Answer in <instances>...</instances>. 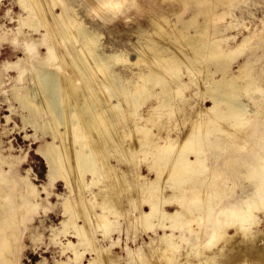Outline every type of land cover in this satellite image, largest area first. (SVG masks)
<instances>
[{
	"label": "bare ground",
	"instance_id": "obj_1",
	"mask_svg": "<svg viewBox=\"0 0 264 264\" xmlns=\"http://www.w3.org/2000/svg\"><path fill=\"white\" fill-rule=\"evenodd\" d=\"M30 1L23 0V4L30 2V8H32L29 12L30 18L25 21L24 25L34 30L33 32L39 31L42 22L49 25L53 33L56 31L57 26L53 23L54 20L56 21L54 19L55 15L53 16L50 10L57 3L61 5L59 7L61 9L60 20L64 18V15H70L67 14L71 9L70 6L66 5L67 0ZM125 1L127 0H121V2L116 0L95 2L92 0L91 3L94 12L102 16L100 9L106 8V11L115 10L118 12L120 5ZM129 1H132L133 5L138 4V0ZM224 2L231 4L233 0H224ZM37 10L42 12V20ZM211 12V9L205 10V13ZM71 13L74 16L76 15L72 10ZM38 15H40V18H38ZM149 15L156 14L150 13ZM178 19L183 22L182 28H178L177 24L171 23L169 16L165 14L152 19L156 38L163 36L159 34L163 32H160V30H163L162 28L167 29L169 37L173 36L171 44L166 41L168 40L165 39L166 36L162 39H165L164 41L171 45L169 50H173V55L162 57L160 54H155L159 39L157 40L153 35L145 36L148 38V45L150 46H148L147 52L141 53L143 58L140 57L136 61V65L148 58L153 67L148 72L138 73L136 77L139 81L133 89L127 90L122 85L124 80L115 75L113 68L125 64L128 58L117 52L98 51L101 36L98 30L88 27L78 17L75 19L64 18V22L61 20L62 24L59 26L61 29L64 27L68 29L67 32L65 31V36L61 35L60 38L73 40V42L75 41L80 45L74 49L75 61H72L74 59L70 56L71 61L74 63H66L67 60L65 61V58H62L65 65L64 67L61 65L64 69L67 68L68 70L70 67V69L75 70L76 67L79 68L83 64L84 69L82 71L87 72V74L83 73L85 78L91 79L88 87L85 89L84 86L83 89L76 88L77 91L74 92H69L70 89L67 88L69 91H66L67 89L63 85L65 83L61 78L66 74L61 73V76L59 73L60 62L58 63V66H60L59 71L54 68L58 60L56 55L61 52H56L58 46L55 41L57 38H54L55 33L52 36L49 31L51 35L48 33L42 34L38 40L39 43L31 40L24 43L28 59L37 55L38 45L46 47V55L39 60L44 69L36 73V80L38 81L36 87L38 88L31 91L24 89V86H22L19 88L22 89V92L18 93V89H16L14 95L22 101L24 108L34 111L24 119L26 123L36 126L35 113L40 111L39 107L42 103L46 108L48 107L51 114L53 113V116L50 117L53 125L51 128H54L51 129V131L54 130V139L64 137L66 133H62L61 130L71 127L72 130H69L72 132L73 142L75 144L79 142V148L72 150V152L75 151L73 157L70 156L69 151L71 150L64 144L67 149H63L61 145L59 146L63 151L58 150V148L55 149L53 144L50 147L47 145L44 150H40L50 164L49 177L52 183L59 178H67V184H69L73 180L72 176V180L70 179V175L75 171L82 176L91 174V182L84 186L86 189L98 185L104 179L102 176L110 180L107 181L106 194L101 202L95 200L96 198H94V202L84 201V213L89 212L92 214L90 219L96 221V226L93 224L95 230L97 227L108 232L115 225L113 218L120 215V196H122L120 187H117L118 181H122V186L127 187L129 185L124 176L115 173V167L110 162L109 152L111 151L112 155L115 152L119 159L121 154L128 156L131 159L127 158L131 161L129 163L134 164L136 162L133 161L140 159L148 162V170L150 173H154V179L143 176L137 171L131 172L133 176L130 174L133 180L137 179L136 184H133L135 186L134 193L136 189L137 196L135 199L132 198L134 202L131 200L130 204L134 203V211H139L138 216L134 215L136 218L133 216L132 224L137 221L146 230H152L156 233L161 228L164 233L158 237L156 236V239L160 242L158 246V243H155L157 240L154 242L157 248L152 247V249H149L150 244L153 242L148 243L150 245L148 247L145 245L151 253V256L148 253L149 258H151L149 262L147 257L145 258L139 252L138 257L135 255L137 260L133 258L135 262L130 260L128 264H238V262H243L245 257L244 254L241 255L240 253L248 250H253L255 254L253 257L258 259V261H251V263L261 264L259 262L264 260V246L257 248L256 245H252L251 240L252 238H254L253 241L255 240V232L258 234L257 231H253L258 224L257 214L264 211V111L257 106L256 110L250 114L247 105L239 98L245 94L253 99L254 95L259 93L261 98L258 100H260L264 98V93L258 85V79L250 74L252 61L248 57L243 58L240 62L237 75L230 73L233 63L247 52L250 44L245 39L236 47L225 46V44H228L229 38L218 37L221 27L217 24V19H224L222 15L218 16L217 19L212 16L202 23H199L197 16H193L189 20H182L178 16ZM56 23L59 24V22ZM189 28L194 29L193 34L188 31ZM57 34L59 36L58 32ZM211 35L215 37L212 40L209 39ZM50 36L52 39H49ZM57 41L61 45L58 39ZM138 43L144 44L140 40ZM160 43H163V41ZM141 44L134 46L136 52L144 51L141 49L144 47ZM144 49L147 50V48ZM59 56L65 57L64 54ZM194 63H200L208 70V82L206 81L207 86L204 87L203 91L190 92V96H187L186 92L189 91L190 84L183 80L182 65L186 64L189 73L193 75L204 72L197 69V67L194 69L189 67ZM50 67L52 69H49ZM212 67L213 70H211ZM63 68L61 70L66 72ZM217 74H219V77L216 76L215 78ZM70 75L72 74L70 73ZM66 77H63V79ZM77 77L79 78V76ZM70 79L72 80V78ZM98 80L100 83H98ZM76 81L78 80L75 78L72 84L75 82L76 85ZM78 87L81 86L78 85ZM117 95L121 96V100L114 104L112 99ZM205 96L211 102V106L197 105L199 108L194 113H197V115L192 116L195 121L193 119L192 124L189 122L190 126L187 124L188 128L185 129L186 131L184 130L183 139L180 138L181 140L178 141V138H172L168 133L170 128L168 125L165 129L168 136L166 138L162 137L161 132L165 127V122L172 121L176 115L178 116L177 112L181 114L180 111H177L178 105L176 106L174 103L176 100L188 107L193 98L199 97L200 100V97L205 98ZM152 98L157 101V106H154L153 110L158 111H154L148 118H144L139 114L140 109ZM64 104L69 106L68 110L63 108ZM126 104L130 106L129 112L125 110L119 114L117 110L121 108V105ZM194 105L197 107L195 103ZM192 107L194 108V106ZM184 114L186 117L188 116L186 113ZM163 116L167 118H163ZM140 121H144L145 125L141 126ZM175 122H177L176 124L180 123ZM155 128L157 133L154 132ZM65 129L63 130L66 132ZM182 129L180 127V130ZM124 138L130 141L127 148L124 145ZM66 139L68 140V138ZM136 166L134 167L136 168ZM131 168L135 169L132 166ZM140 178L142 179L140 180ZM143 180L144 182H142ZM4 181V178H0V197L9 202V193L6 194L3 190ZM15 185L16 181L13 186ZM126 187H122L123 190H127L128 187ZM23 188L24 190L22 189L20 192L22 203L19 207H11L10 213L5 216L4 225L0 227V258L4 264H15V257L9 253L15 249L18 241V221L21 220L20 218L22 220L26 219L27 214L29 215L31 212V206H29L30 195L35 192L36 188L29 182L23 184ZM237 191H240L239 194H237ZM128 201L130 200L128 199ZM75 204L70 203V200L67 199L63 206L64 215L68 216L67 219L65 218L64 223L67 228L68 226L73 227L75 230L74 236L78 239L77 245L69 242L66 247L69 246L73 249L74 260L78 263L84 257V253L79 251V247L88 242L90 232L88 230L89 233L87 232V234L84 226L77 224L80 213ZM144 207L149 208V211L143 209ZM167 207L174 210H167ZM21 210H24V212L20 215L18 211ZM95 210L101 212H95ZM131 213L134 214V212ZM125 214L128 213L125 212ZM30 218L31 216L28 219L30 220ZM86 226L88 227L87 223ZM143 227L142 230H144ZM195 227H197V230ZM232 230L235 231L234 234H231ZM193 237L198 243H192ZM203 238H206L204 242H202ZM263 239L262 241H264ZM221 242L222 246L219 247L218 245ZM117 243L114 242L112 245ZM184 243L189 246L186 253L187 257L197 258L196 263L190 260L179 263L177 253L180 252ZM108 252L106 253L108 254ZM167 252L173 254L169 256ZM158 253H162L163 257H160L162 254L158 256ZM103 254L100 257L104 256ZM249 254L251 256V253ZM107 257L101 258L104 259L103 261H100V258L97 257L91 260L89 264L118 263L117 258L119 256L107 255ZM153 258L157 262L152 263ZM161 258L162 260H160ZM262 263L264 264V262Z\"/></svg>",
	"mask_w": 264,
	"mask_h": 264
},
{
	"label": "rangeland",
	"instance_id": "obj_2",
	"mask_svg": "<svg viewBox=\"0 0 264 264\" xmlns=\"http://www.w3.org/2000/svg\"><path fill=\"white\" fill-rule=\"evenodd\" d=\"M94 1L100 2V0ZM116 1L121 2V0ZM30 2L23 4V0H0V178H4L5 180L3 183L4 192L6 194L9 193V202H7V200L3 197H0V227L4 225V221L6 219L5 216L6 214L10 213L12 209L11 207H19V205L22 203L20 192L22 189L24 190L23 184L29 182L36 188L35 192L30 195L29 206H31V212L29 215L27 214L26 219L22 220V218H20L21 220L18 221V241L15 246V249L12 250V252L9 254H13V256L15 257V264H89L91 260L97 257L100 258V261H103L104 259L101 258H106L107 255H116L117 257L119 256V258H117V264H128V261L133 260V258L137 260V255L139 252L144 255L145 258L147 257L149 262V260L151 259L149 258L151 256V253H149V249H152V247L157 248L160 242H158V239L156 238L160 234L163 235L164 232L161 228H159L156 233L152 230H146L137 221L135 222V224H132L133 216H138L137 214H139V211H134V203H132V205L130 204L132 198L135 199L137 196L136 189L134 193V185L136 184L137 179H132V173L137 171L141 175L146 176L148 178H155L154 173H150L148 170V162H145L140 159L133 161L136 162L134 164L129 163L131 162V159L128 156L126 157L125 155L121 154L119 159L117 158L118 156L113 150L112 152H114V155H112L113 153H110L111 151L109 152V157L111 158L110 162L115 167V173H117L119 176H124L125 180L128 181L129 185L127 186V188L126 186H122V181H118L117 187H120L119 189H121L122 196H120V215L113 218L115 225L110 228L108 232H106L103 228L97 227L95 230L94 227L96 226V221L93 218V221L90 219V216H92V214L89 212H86V214L84 213V201L87 200L94 202V198H96L95 200L101 202L103 196L106 194V184L110 180L107 177L102 176L104 179L101 178L102 180L98 185H93L92 187L86 189V187L84 186L87 183L91 182V174H86L85 176H82L79 175L77 171H75L72 172L70 175V179L72 180L73 178V180L70 181L69 184H67V178H59L53 183L51 182V179L49 177L50 164L47 162L46 158L41 154L40 150H44L46 149L47 145L50 147V145L52 144L53 147L55 149L58 148V150L63 146V149L68 148L69 150H71L69 151L71 154L70 156L73 157L75 151L72 152V150H76L77 148H79L80 145L79 142H77L76 144L75 142H73L74 140L71 136V127H67V129L63 128L66 130V132L61 128L62 133H66L64 134V137L66 135V141L64 140L63 136L61 139L58 138L60 141L62 140L63 142H60L58 139H54V130L51 131V129H54L51 128L53 127L51 122V117L53 116V113L51 114L48 107L46 108L42 103L39 107L40 111H37L35 113L36 126H33L32 124L26 123L24 121V119L30 116V114L34 111L24 108L22 101H20V99H18L14 95V92L16 89H18V93H21L22 89L19 88L22 86H24V89H28L31 91H35L38 88L36 87V85L38 86V81L36 80V73H38L39 70L44 69L42 67V64L39 63V60L47 53L45 46L38 45L37 55L33 58H29V60L26 57L24 43L30 40L39 43L38 40L40 39L42 34H50V31L53 36L55 33L54 38L56 37L59 40V43L61 44L59 45L57 39L55 38V41L53 38V40L57 43V46H60V49L56 46V52L61 53H56V57L58 58V60L57 65H55L54 68L56 71H59V67L61 66L59 73H65L68 77L67 78L66 76H62L61 74L62 81L63 83H65L63 84L64 87L66 89H70V91L68 89L64 90L74 92L77 91V89H85L86 87H88L91 79L85 78V74H87V72L85 73L82 71L84 69L83 64L79 68L76 67L75 70L70 69V67L68 68V70L67 68H63L65 65L63 63L64 60H67L66 63H71L72 61H75L74 49H76L80 44L75 41L73 42V40H64V38H60L61 35L65 36V31L67 32L68 29L67 27H64L62 28V31L60 27L62 24L61 20L62 22H64V18L75 19L76 17H78V19H82L85 25H87L88 27L99 31L101 36L98 51H105L106 53L117 52L118 54L121 53L124 57L128 58H125L128 60L125 64H120L119 66L114 67L113 69L115 75L121 77L124 80L122 85H124L127 90H130L133 89L134 85H136L137 81H139V79H137L136 77L138 76L137 74L148 72L153 67L152 62L148 58L144 59V63L140 62L138 65H136V61L140 57L143 58L141 53L144 54L143 52H147L148 46H150L148 45V38L145 36L153 35L156 38V33L154 32L152 26V19L157 18L158 15L165 14L169 16L171 23L177 24L178 28H182L183 22L179 21L178 16L181 17L182 20H189L191 17L197 16L199 23H202L204 20L210 19L212 16L217 19L218 16L222 15L224 19H217V24L221 27V30L218 33V37L226 39L229 38V42L228 44H225V46L236 47L237 45L241 44L245 39H247L250 44L248 46L247 52H245L243 56H240L233 63V66L230 69V73L237 75L238 69L241 64L240 62L243 60V58L248 57L252 61V70L250 71V74L254 78L258 79V85L264 93V0H233V2L231 3L232 5L228 2H224V0H138V6L133 5L132 1L127 0L125 1L126 3L124 2L120 5L121 7L118 12H116L115 10L106 11V8L100 9L102 16H99L96 12H94V7H92L91 3L92 0H67L68 3H66V5L68 7L70 6L69 8H71L67 14L70 15L66 14L67 16L64 15V18H62L61 20L59 19V14L61 12V9L59 8L61 7L60 3H57L58 5L56 4L54 6L52 5L53 9L51 8L50 10L53 16L55 15L54 19H56V21L54 20L55 22L53 21V23L56 24L53 25L57 26L56 31L54 33L51 31L50 26L45 24L44 22L40 24L39 31L35 32H33L34 30L24 25L25 21L30 18L29 12L32 10V8H30ZM208 9H211L212 12L205 13V10ZM71 10L73 11V13H76L75 16L71 13ZM37 11L39 12V10ZM40 12L38 14L41 15L42 20V12ZM150 13H154L156 15H149ZM40 15H38V18H40ZM56 16L59 21H57L58 19L56 18ZM56 22H59V24H57ZM162 29L163 30H160V32L163 31L162 33H159L158 31L160 36L161 34L163 36L161 38H156L157 40L159 39V44L156 46L157 52L155 51L154 53L158 55L160 54V56L162 57L173 55V50H169L171 47L170 44L172 42L173 36L169 37L167 35V29ZM188 31L192 34L194 33L193 28H189ZM57 32L59 33V36ZM164 37L165 39H168L166 41H168L170 44L164 41L165 39L162 40ZM50 38L51 36L49 37V39ZM214 38L215 37L211 35L209 39L212 40ZM61 39L63 40L60 41ZM139 40L144 44L138 43ZM162 41L163 43H160ZM140 44L144 46L143 48H141L144 51L141 50L142 52H136V50H134V46ZM144 48H147V50ZM63 54L65 57L59 56ZM70 56H72V59L74 60H72ZM151 56L153 55L151 54ZM62 58L65 59L63 60ZM149 58L151 57L149 56ZM58 63L60 64V66H58ZM73 63L74 62H72L71 64ZM61 64L63 65V67ZM187 67L188 66L186 64L182 65V74L183 80L186 83L188 82L190 84V89L188 92H186L187 96H190V92L195 93L204 90V87L207 86L206 81L208 82L207 77L209 74L208 70L200 63H194L189 67L193 69L197 67V69H199L200 71H204L201 74L199 73L193 75L189 73ZM61 68L66 70V72H63ZM49 69L52 68L50 67ZM211 70H213V67L211 68ZM70 73L73 76L70 75ZM76 73L85 74L78 75ZM75 75L79 76V78L77 76L75 77ZM80 76H82L83 78H81ZM216 76L219 77V74L215 75V78ZM63 77H66L69 82H67L66 78L63 79ZM70 78H72V80ZM75 78L79 81H76V85L75 82L74 84H72L73 81H75ZM98 83H100V81ZM94 84L95 82L93 83V85ZM78 85H80L81 87H78ZM71 89L73 90L71 91ZM202 98L204 97H200V100L199 97L193 98L191 100L192 102L190 106L188 105V107L184 106L180 101L176 100L174 103L176 104V106L178 105L177 111H180L181 114L177 112L176 114H178V116L176 115L177 117L175 116L172 121H168L169 124L171 122L170 125L165 120V127L161 132L162 137L166 138L168 136V133H170V136L174 139L178 138V141L183 139L186 131L185 129H187L188 125L190 124L189 122H191L192 124L195 115H197V113H194L195 110L199 108L198 106H211V102H209L206 96L204 99ZM256 98L257 100H255ZM259 98H261V94L256 93L253 99H250V97L245 94H243L239 99L247 105V109L251 114L254 110H256L257 106L261 107V109L264 111V98L260 99L263 101L258 100ZM120 100L121 96L117 95L115 98L112 99V102L114 104H117L118 102H120ZM202 102L204 103L201 104ZM255 102L257 103L255 104ZM194 103L196 104V106H198L195 107ZM154 106H157V101L155 98H152L148 100L147 104L142 106L139 114L144 118H148L150 114L154 113V111H158L153 110ZM192 106H194V108ZM68 107L69 106H66L65 104L63 105V108L65 110H68ZM129 109V105H121V108H119L117 112L119 114L123 113V111L125 110L129 112ZM51 112L53 111L51 110ZM183 112L186 113V115L188 116L186 117ZM165 113L167 114V111ZM193 115L194 117H192ZM164 117L166 116H163V118ZM48 121H50V124L48 123ZM175 121H178V123H180L176 124L177 122ZM139 123L141 126L145 125L144 121H140ZM174 123L176 124V126H174ZM184 123L186 126L184 125ZM167 125L170 126L168 133L165 130L167 129ZM175 127H177V129H175ZM180 127L181 129H183L180 130ZM154 132L157 133L156 128L154 129ZM175 135H179L180 137H176ZM66 138H68V140ZM63 144L67 148L64 147ZM60 145L61 147H59ZM124 145L126 148L130 145V141L127 138H124ZM63 149L60 150L63 151ZM127 158L130 160H128ZM116 160L118 161V163ZM130 165L133 168H135L134 166H137L135 169H132ZM118 172H121L122 174H119ZM141 179L142 178H140V180ZM15 181L16 185L13 186ZM142 182H144V180ZM122 187L127 188V190L124 189L125 194ZM99 188H102L103 190H100ZM239 192L240 191H237V194H239ZM163 194L165 195L166 193ZM128 195L130 198L128 197ZM66 198L68 199V201L70 200V203H76L75 206L77 205L76 207H78V211L80 213L78 219L80 221L77 219V224L84 226L86 233L88 232V230L90 232H88L89 234L87 233L89 235L88 242L79 247V251H83L84 257L82 261L78 263H76L74 260L73 249L69 248V246L66 247L69 242H72L74 245H77L78 243V239L74 236L75 230L73 229V227L68 226L67 228V225H65L64 223L68 217L67 215H64L63 206V204L67 200ZM127 198L130 201H128ZM167 208V210H174H172L171 207ZM143 209L149 211V208L147 207H144ZM23 212L24 210L18 211V214L21 215ZM95 212L101 211L95 210ZM125 212L128 214L134 212V214L131 213L128 215L125 214ZM257 215L258 224L253 229V231L258 232V234H256V232L254 233V235L256 236L255 240L257 239L258 241L254 240L256 242L255 243L253 241L254 238H252L251 243H253L252 245L254 246L256 245L255 247L259 248L264 246L262 245L264 243V241H262V239L264 238V211L258 213ZM29 216H31L30 220L28 219ZM135 216L134 218H136ZM86 223L88 225V227L86 226L87 228L85 227ZM93 224L95 226H93ZM142 227L144 230H142ZM195 229L197 230V227H195ZM234 233L235 231L232 230L231 234ZM205 239L206 238H203L202 242H204ZM156 240L157 242H155ZM114 242L118 243L112 245ZM151 242H155L156 244H158L157 246H155L156 244L152 243V246V244H150ZM193 242L198 243V241H196L194 237L192 239V243ZM148 243L151 245L149 249L147 248L148 246H150L148 245ZM218 246L221 247L222 242ZM188 248V244L184 243L180 252L177 253L179 263H185L188 260L193 263H196L197 258L187 257L186 253ZM252 251L248 250L246 252H241L240 254H244L245 257L244 261L240 263L238 262V264H249L251 263V261H258L256 257H253L255 256V254L254 251ZM106 252H108V254ZM102 253H104V256L100 257ZM148 253L150 256L148 255ZM249 253H251V256ZM158 254L157 255L160 256V254L162 253ZM172 254L173 253L171 252H167V255L169 256ZM248 255L251 260L249 259ZM160 257H163V254ZM160 260H162V258ZM155 261L156 260L153 258L152 263ZM262 262H264V260L259 263L263 264ZM0 264H4L1 258Z\"/></svg>",
	"mask_w": 264,
	"mask_h": 264
}]
</instances>
